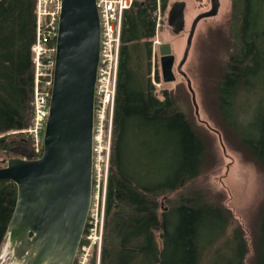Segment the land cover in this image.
Listing matches in <instances>:
<instances>
[{"label": "trees", "instance_id": "16d2710c", "mask_svg": "<svg viewBox=\"0 0 264 264\" xmlns=\"http://www.w3.org/2000/svg\"><path fill=\"white\" fill-rule=\"evenodd\" d=\"M36 1L0 0L3 153L24 151V142L31 148L28 153H34L24 131L33 126ZM158 6L159 0H135L123 15L101 264H203L206 250L230 225V211L194 186L210 154L209 141L195 123L190 94L164 89L160 97L153 83ZM167 6L168 0H160L164 12ZM55 45L56 38L46 46ZM224 45L226 58L214 94L218 119L224 133L264 171V0H233L232 34ZM155 80H163L159 70ZM39 85L44 88L42 79ZM253 88L261 96L256 112L245 121L237 97ZM162 199L168 208L160 212ZM16 201L17 186L0 181V252ZM252 246L247 261V239L237 228L216 247L209 264H264V203Z\"/></svg>", "mask_w": 264, "mask_h": 264}, {"label": "water", "instance_id": "95a60500", "mask_svg": "<svg viewBox=\"0 0 264 264\" xmlns=\"http://www.w3.org/2000/svg\"><path fill=\"white\" fill-rule=\"evenodd\" d=\"M186 2L171 5L168 24L175 35L186 26ZM220 0L198 15L177 72L186 80L196 114V93L183 67L200 21L218 14ZM101 26L96 0H61L49 115L40 158L12 157L0 181L17 186V201L6 238L14 264H75L93 194V137ZM163 81L174 82L176 57L159 44ZM167 210V209H165Z\"/></svg>", "mask_w": 264, "mask_h": 264}, {"label": "rangeland", "instance_id": "374dc122", "mask_svg": "<svg viewBox=\"0 0 264 264\" xmlns=\"http://www.w3.org/2000/svg\"><path fill=\"white\" fill-rule=\"evenodd\" d=\"M176 1H184L187 5L185 12V30L179 35H175L168 24L169 10L171 5ZM232 3L233 0H220L218 14L215 17L206 18L199 22L188 59L183 67L196 93L200 118L196 114L187 82L177 72V66L183 58L188 35L194 19L201 13L211 9V0H168V6L165 12L161 9L159 0V6L156 12V36L153 40L152 58L153 83L160 97V92L164 89L177 90L178 88L180 93L184 95L187 93L190 94L193 108L192 114L196 125L200 127L205 138L209 141L208 155L210 154L204 172L196 180L194 186L201 188L203 193L206 192V197L210 201L222 204L231 213L230 225L227 232L206 250L203 264L210 263L209 261L216 247L232 237L237 228L241 229V232L247 239L249 247L247 261H249L253 254L252 236L257 227L260 211L264 203V171L253 160L251 155L245 151V148L236 139L231 138L232 136L228 131L224 133V127L218 119L217 107L214 103V94L216 92L215 82L218 69L226 58L225 51L223 50L225 47L224 42L232 34ZM43 23L46 24L48 21L44 20ZM162 43H170L173 54L176 57L174 65L176 80L174 82L166 83L163 80L160 82L155 80L156 71L159 70L162 76L161 57L159 54V44ZM42 47L45 50L43 45ZM45 51L47 57L52 55V52ZM35 55L37 57L38 52H35ZM43 86L45 87V85ZM39 89H41V92H39L41 97L45 92L42 91L44 90L42 86ZM260 96L261 90L259 88L245 90L239 94L237 103L242 105V119L248 121L253 116L256 112ZM96 119H98V136L100 140H103V147L107 149L105 151V159L107 157L109 158V164L107 166L105 160L99 163L100 175L94 179L91 212L76 264H79L78 261H80V264H101L105 225L103 207L105 206V193L107 192L110 170L111 150L109 147H112V139H110L112 138V119L109 109L104 117H102L101 112L97 114ZM34 120L35 109L33 108ZM25 133L32 140L34 159L40 158L43 151L44 131H40L38 134V138H42L39 142H37L35 135L30 134L28 130ZM24 144V151L19 149L12 153L0 152V166L3 167L2 163L9 158L30 156L31 154L28 151L31 148L26 145L27 142H24ZM37 150H41V152L37 153ZM160 205V212L168 208V203L164 199L161 200ZM159 235L160 233L158 232L157 240L161 247L162 240ZM6 242L7 238L0 252V264H14L12 261V251Z\"/></svg>", "mask_w": 264, "mask_h": 264}, {"label": "built area", "instance_id": "2783aa9c", "mask_svg": "<svg viewBox=\"0 0 264 264\" xmlns=\"http://www.w3.org/2000/svg\"><path fill=\"white\" fill-rule=\"evenodd\" d=\"M135 0H96L101 26V50L100 64L96 83V99H95V123L93 137V185L94 179L100 175L99 163L104 162L108 166L109 158L105 159V151L103 140L99 139L96 115L100 112L104 117L109 109L111 119L114 114L115 106V89L117 85L118 64L121 46V32L124 12L129 9ZM61 11V0H37L36 1V17L39 28L41 29L44 20L48 21L47 28L52 32L56 31L58 26V18ZM43 41L46 38L43 37ZM43 42L39 39L38 45L34 48L41 55L45 52L42 47ZM53 61L49 57L48 66H52ZM49 93L45 92L40 97L39 92L36 94L34 102L35 120L33 126L28 130L29 133L35 135L37 142L42 138H38L40 131H44L46 121L49 115ZM109 151V149H108ZM40 153L41 150H37ZM102 228V225H101ZM80 264V261H78ZM100 264V263H99Z\"/></svg>", "mask_w": 264, "mask_h": 264}, {"label": "bare ground", "instance_id": "6f19581e", "mask_svg": "<svg viewBox=\"0 0 264 264\" xmlns=\"http://www.w3.org/2000/svg\"><path fill=\"white\" fill-rule=\"evenodd\" d=\"M123 22V21H122ZM57 32H58V26L56 31L52 32L50 28H47V23L43 24L41 29L39 28L38 25V21H37V38H36V44L33 46L32 51L37 53L36 50H34V48L38 45L39 43V39L41 40V42H43V46L45 47V50H47L48 52H52V55L50 56L51 60L53 61V65L50 67L48 66V62H49V57H47L46 51L41 54V55H35V64H36V71H35V77H36V83H35V88H34V95H33V101H32V106L34 108V102H35V98H36V94L37 92H41L40 88V79L43 80V85H45L44 87V92L49 93V98H51V94H52V87H53V76H54V67H55V53H56V45L54 49H49L46 45L49 41H51L54 38H57ZM122 33V32H121ZM43 37L46 38V41H42ZM121 41V38H120ZM50 54V53H49ZM43 58V59H42ZM119 67V64H118ZM48 68V69H47ZM116 91V89H115ZM113 119V117H112ZM112 121V120H111ZM46 127V126H45ZM106 129V126H105ZM25 132V131H24ZM110 132V131H109ZM31 134V133H30ZM42 136V135H41ZM43 137V136H42ZM112 139V138H110ZM39 145V144H38ZM110 146V145H109ZM38 149V148H37ZM109 149L111 150V148L109 147ZM6 160V159H5ZM3 161V160H2ZM93 163H94V155H93ZM3 164V163H2ZM5 165V164H4ZM3 165V167H4ZM1 167V166H0ZM96 183V182H95ZM106 190V189H105ZM106 192V191H105ZM106 194V193H105ZM105 196V195H104ZM92 198H93V194H92ZM105 203V202H104ZM91 206H92V202H91ZM105 208V206L103 207ZM102 208V209H103ZM104 210V209H103ZM90 212H91V207H90ZM90 212H89V216H90ZM104 215V214H103ZM89 216H88V220H89ZM104 217V216H103ZM88 223V221H87ZM87 227V226H86ZM82 243V242H81ZM80 252V247L79 250L77 252L76 255V259L78 257V254ZM75 259V262H76Z\"/></svg>", "mask_w": 264, "mask_h": 264}, {"label": "flooded vegetation", "instance_id": "af4514ba", "mask_svg": "<svg viewBox=\"0 0 264 264\" xmlns=\"http://www.w3.org/2000/svg\"><path fill=\"white\" fill-rule=\"evenodd\" d=\"M5 163H3V165H4ZM5 166V165H4Z\"/></svg>", "mask_w": 264, "mask_h": 264}]
</instances>
